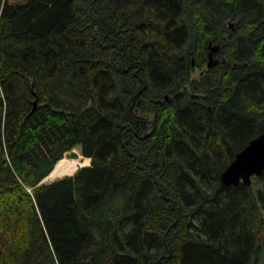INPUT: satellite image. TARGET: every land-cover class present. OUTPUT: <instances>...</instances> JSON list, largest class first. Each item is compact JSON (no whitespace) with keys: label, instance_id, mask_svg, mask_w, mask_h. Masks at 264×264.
Wrapping results in <instances>:
<instances>
[{"label":"trees","instance_id":"16d2710c","mask_svg":"<svg viewBox=\"0 0 264 264\" xmlns=\"http://www.w3.org/2000/svg\"><path fill=\"white\" fill-rule=\"evenodd\" d=\"M262 132L264 0H0V264H264Z\"/></svg>","mask_w":264,"mask_h":264},{"label":"water","instance_id":"95a60500","mask_svg":"<svg viewBox=\"0 0 264 264\" xmlns=\"http://www.w3.org/2000/svg\"><path fill=\"white\" fill-rule=\"evenodd\" d=\"M210 49V60L207 64L209 68L219 63L218 59H214V53L221 50V45L210 42ZM193 64H195V58H193ZM36 103L37 101H35V105ZM263 172L264 132L252 139L240 152L236 154L235 159L223 172L221 179L227 186H238L241 182L246 185H251L253 176L261 175ZM48 176H46L41 183H43Z\"/></svg>","mask_w":264,"mask_h":264},{"label":"bare ground","instance_id":"6f19581e","mask_svg":"<svg viewBox=\"0 0 264 264\" xmlns=\"http://www.w3.org/2000/svg\"><path fill=\"white\" fill-rule=\"evenodd\" d=\"M80 166H83L81 160L67 158L61 159L50 174L51 176L49 175L45 180L52 182L66 174H74Z\"/></svg>","mask_w":264,"mask_h":264},{"label":"rangeland","instance_id":"374dc122","mask_svg":"<svg viewBox=\"0 0 264 264\" xmlns=\"http://www.w3.org/2000/svg\"><path fill=\"white\" fill-rule=\"evenodd\" d=\"M231 24H232V23H231ZM214 59H218V57L215 56ZM208 60H209V59L207 58L206 64H207ZM199 72H200V68L195 70V72H194V74H193L195 78L198 77ZM74 152L76 153V156H74V155L70 152V153L66 154L64 158L81 160L82 165H86V166H89V164H91L90 158L85 157V156L82 154L81 149H80L79 147L75 148V149H74ZM64 158H63V159H64ZM57 164H58V163H57ZM79 168H82V167L80 166ZM79 168L75 171V173L79 170ZM75 173H74V174H75ZM71 175H73V174H66L65 176H63V177H61V178H57L55 181L60 180V179H62V178H64V177H66V176H71ZM50 176H51V175H50ZM48 177H49V176H48ZM55 181L49 182L48 180H45V183L50 184V183H53V182H55ZM252 182H253V181H252ZM263 215H264V209H263Z\"/></svg>","mask_w":264,"mask_h":264},{"label":"flooded vegetation","instance_id":"af4514ba","mask_svg":"<svg viewBox=\"0 0 264 264\" xmlns=\"http://www.w3.org/2000/svg\"><path fill=\"white\" fill-rule=\"evenodd\" d=\"M232 24H230L231 27H234V22H231ZM209 60H210V55H209ZM208 60V62H209Z\"/></svg>","mask_w":264,"mask_h":264}]
</instances>
